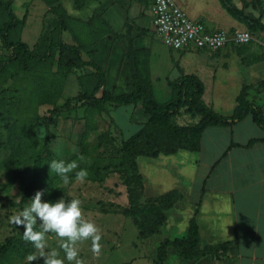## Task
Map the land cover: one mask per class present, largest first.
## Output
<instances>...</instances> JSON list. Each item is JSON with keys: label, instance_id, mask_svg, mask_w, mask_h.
I'll use <instances>...</instances> for the list:
<instances>
[{"label": "crops", "instance_id": "0c3cea01", "mask_svg": "<svg viewBox=\"0 0 264 264\" xmlns=\"http://www.w3.org/2000/svg\"><path fill=\"white\" fill-rule=\"evenodd\" d=\"M209 1L213 7L193 13L187 0H174L186 15L189 11L191 20L201 21L210 31H250L247 24L227 13L220 0ZM229 2L245 17L264 26L261 0ZM149 7L148 0H97L91 11L83 10L82 20L91 18L90 28L99 37L83 50L86 60L102 69L103 89L114 96L129 93L127 84L132 70L139 82L151 83L154 95L158 89L155 86L164 85L165 98L168 97L164 101L171 94L169 83H176L185 75H197L183 73L178 64L169 65V60L173 61L169 55L174 52L157 44L159 41L162 45L154 34ZM223 49L216 53L198 51L218 56L215 63L221 72L217 78L212 77L207 87L196 76L204 87L203 102L216 114L229 117L242 93L264 119V59L256 61L264 55V48L251 43ZM128 107L132 111L133 107ZM177 121L179 126L195 125L199 117L181 111ZM251 140L255 143L248 146ZM136 162L145 198L171 191H178L183 197L169 212L160 235L140 240L142 246L151 247L154 260L160 242L185 238L189 222L195 217L202 246L235 242L236 247L221 260L207 255L194 263L168 248L164 264H264V130L252 121L250 114L231 127L205 129L197 152L179 150L156 159L138 157Z\"/></svg>", "mask_w": 264, "mask_h": 264}, {"label": "trees", "instance_id": "16d2710c", "mask_svg": "<svg viewBox=\"0 0 264 264\" xmlns=\"http://www.w3.org/2000/svg\"><path fill=\"white\" fill-rule=\"evenodd\" d=\"M220 1L227 12L247 24L250 31L264 32V26L258 20L245 17L229 0ZM23 25L24 20H19L13 14L11 2L0 0V43L7 54V58L0 64V84L11 80L16 85L22 78L30 80L27 88L16 89L17 92H23L21 99L0 98V106L7 112L0 111V171L7 170V188L18 186L21 196L18 206L32 199L37 191L44 192L42 197L46 202H54L63 194L61 178L49 168L52 161L59 159L50 151L49 139L39 138L34 126L40 120L35 115L38 108L56 107L61 97L62 82L56 73L42 74V70L53 68L54 65L57 73L64 70L83 73L88 68L92 70L80 76L84 89L82 100L87 102L86 126L91 130L93 116L98 115L106 104L115 107H135L140 104L142 114L147 117L146 123L122 143V165L127 173L123 183L127 189V205L116 207L111 212L102 210L104 214H121L129 218L137 229L139 240L160 235L169 212L183 197L178 191H171L159 197L145 198L142 177L137 168L138 157L156 159L160 155H174L179 150L197 152L205 129L214 126L231 127L249 114L252 121L264 130L262 112L249 104L242 93L237 98L238 105L231 116L216 114L203 102L204 87L195 75H185L178 82L169 83L170 97L159 103L154 98L151 83L139 82L136 72L132 70L127 84L129 93L114 96L103 89L105 74L102 69L94 61L83 60L82 48L62 41H52L44 53L39 54L19 40L17 32ZM263 59L264 55L256 61ZM181 111L191 117H199V121L188 126L174 124L172 120ZM253 143L255 141L251 140L248 146ZM36 230L39 231V227ZM23 232L17 239L9 238L0 246V264H11L15 258L34 251L33 245L24 241ZM235 247V242L202 246L194 217L189 222L185 238L164 239L160 242L154 264H164L168 248H173L181 258L194 263L207 255L221 260Z\"/></svg>", "mask_w": 264, "mask_h": 264}, {"label": "rangeland", "instance_id": "374dc122", "mask_svg": "<svg viewBox=\"0 0 264 264\" xmlns=\"http://www.w3.org/2000/svg\"><path fill=\"white\" fill-rule=\"evenodd\" d=\"M3 1H10L13 14L19 20H24V25L17 32L19 40L39 54H43L52 41H62L82 48V57L86 60L87 56L83 50L86 51L87 47L99 38L98 34L93 33L94 30L90 28L92 27L91 18L82 20L83 10L91 11L97 0ZM187 1L193 13L195 10L213 7L209 0ZM188 13L189 11L187 15L191 17ZM157 44L160 48H164L159 41ZM223 51L225 49L220 53ZM179 53L174 52L172 56L169 55L173 59V61L169 60V65L178 64L185 74L196 72L206 87L211 83L213 76L217 78L221 74L215 63L218 56L192 51ZM6 58L7 54L0 43V64ZM47 72L56 73L62 82V93L56 107L41 106L36 111L35 115L40 120L34 124L35 134L39 138L49 139V149L55 158L65 162L76 160L79 165L76 171L86 169L88 172L84 183L75 180V172L69 174L68 185L61 180L63 194L54 202L61 198H64L66 202L79 199L82 202L84 219L94 223L102 237L99 256L92 253L91 240H88L78 244L79 258L84 261V264H154L151 247L142 246L137 237V229L129 218L121 214L102 213V210L111 212L116 207L123 208L127 205V189L123 185L127 173L122 165V143L134 135L147 121V117L142 114L140 104L133 107L132 111L129 107H115L109 104L102 106L99 114L93 116L91 130L86 126L87 102L82 100L84 89L80 76L87 75L92 70L88 68L84 73L64 70L57 73L54 65L53 68L42 70V74ZM16 83L18 84L15 85L9 80L0 84V98L21 99L23 92H17L16 89L27 88L30 86V80L22 78ZM83 83L86 84L85 80ZM155 89L154 98L159 103L164 102L167 88L163 85L155 86ZM67 101L69 104H65ZM0 111L7 113L3 106H0ZM177 117L172 121L179 126ZM7 180V170H1L0 246L9 238L17 239L25 230L23 226L17 227L10 223V217L22 211L31 200L18 206L21 199L18 186L7 188ZM42 202H46L43 197ZM46 241L48 245L46 251L56 249L60 252V258H64L55 234H47ZM35 251L34 249L33 252ZM27 255L15 258L11 264H27L25 259ZM33 264H43V259L34 261ZM65 264L68 262L65 261Z\"/></svg>", "mask_w": 264, "mask_h": 264}, {"label": "clouds", "instance_id": "9594fccd", "mask_svg": "<svg viewBox=\"0 0 264 264\" xmlns=\"http://www.w3.org/2000/svg\"><path fill=\"white\" fill-rule=\"evenodd\" d=\"M82 159V157H81ZM50 171L55 172L65 185L70 182L69 174L75 172V180L84 183L88 172L80 169L76 160L65 162L64 160L52 161L49 165ZM43 191H37L30 200V204L22 211L10 217V223L15 226H23V239L30 242L36 250L26 256L27 264L43 259V264H84L79 258L78 244L91 240V251L99 256L102 245V237L96 225L83 217L81 201L71 199L66 202L64 198L56 202H42ZM39 222V223H38ZM37 225L39 231L36 230ZM55 234L58 247L64 253L60 258V252L56 249L46 251L48 247L46 235Z\"/></svg>", "mask_w": 264, "mask_h": 264}, {"label": "built area", "instance_id": "2783aa9c", "mask_svg": "<svg viewBox=\"0 0 264 264\" xmlns=\"http://www.w3.org/2000/svg\"><path fill=\"white\" fill-rule=\"evenodd\" d=\"M148 1L154 34L170 51L216 53L227 45L242 47L251 43L264 48V33L210 31L201 21L191 20L174 0ZM261 5L264 7V0Z\"/></svg>", "mask_w": 264, "mask_h": 264}]
</instances>
